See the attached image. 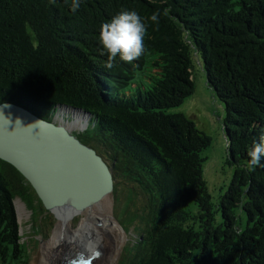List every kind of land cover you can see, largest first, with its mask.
Masks as SVG:
<instances>
[{
    "label": "trees",
    "instance_id": "trees-1",
    "mask_svg": "<svg viewBox=\"0 0 264 264\" xmlns=\"http://www.w3.org/2000/svg\"><path fill=\"white\" fill-rule=\"evenodd\" d=\"M71 5L0 0V104L14 101L51 121L59 104L95 115L78 137L107 161L114 195L129 193L127 218L140 222L139 241L120 264H264V157L249 168L247 155L264 132V0ZM122 10L140 14L153 39L138 59L118 55L107 68L99 30ZM157 11V22L148 19ZM193 51L225 104L227 163L236 167L218 207L203 177L211 139L173 111L194 91ZM18 196L46 224L36 189L0 158L1 264L27 262Z\"/></svg>",
    "mask_w": 264,
    "mask_h": 264
},
{
    "label": "rangeland",
    "instance_id": "rangeland-1",
    "mask_svg": "<svg viewBox=\"0 0 264 264\" xmlns=\"http://www.w3.org/2000/svg\"><path fill=\"white\" fill-rule=\"evenodd\" d=\"M151 34H154V32L150 31L148 33V30L146 31L144 37V43L146 45L148 41L153 39ZM191 71V77L194 80V91L190 96L185 98L184 102L179 107H175L173 111L185 113L195 122L199 130L204 132L208 138L211 139V144L203 150V156L205 157L203 164V177L207 183L209 192L212 195V201L215 206L218 207L222 200V196L225 194L229 183L232 180L236 168L234 165L230 166L227 163L228 146L224 125L226 110L224 103L217 96L215 90L208 85L207 74L195 51H193L192 54ZM72 115L73 118H76L74 113H72ZM87 128H73L72 131L78 135L79 133L84 132ZM142 198V194L136 198V201L138 202L137 204H139L138 209L140 210L145 209L141 202ZM130 200L129 193H126L125 191L120 192L117 196L112 192L92 207L95 214L109 216L110 223H113L115 227V230L111 233L112 240H115V248L109 264H120L124 258V252L128 248L134 247L139 241L140 236L135 228H139L140 222L134 217V213H131L133 222H131L126 215L127 211L130 213L129 210H126ZM14 202L17 205L20 220L23 223V230L26 233L31 232L30 226L32 224L30 218L32 211L27 209L19 196L17 198L15 197ZM83 211H85L84 215L79 214L72 220L71 229L73 231L82 225L84 219V222H87L88 224L92 223V219L88 218L90 213L89 209L87 208ZM239 214L242 215V213ZM37 220L39 221L37 223L41 227V218H38ZM44 222L46 224L43 223L42 226L44 229L41 234L34 232L30 237V234H26L28 235L25 238L26 240L37 238L34 242L30 240L28 243V246L31 249V244L33 242V248L28 253L29 260H32L29 264H39L42 259L41 252L44 251V243L53 238L59 219L56 213L54 214L50 212L49 218L47 220L44 219ZM90 230L92 229L82 233V240L88 238L89 234H91ZM77 236H79V233Z\"/></svg>",
    "mask_w": 264,
    "mask_h": 264
},
{
    "label": "water",
    "instance_id": "water-1",
    "mask_svg": "<svg viewBox=\"0 0 264 264\" xmlns=\"http://www.w3.org/2000/svg\"><path fill=\"white\" fill-rule=\"evenodd\" d=\"M80 109V108H79ZM4 119H9L22 127V134H30L40 149L51 156H40L28 159L14 154L7 148L0 137V158L13 164L33 185L45 207L56 212L74 210L81 212L98 204L105 196L114 191L113 172L104 159L92 146L81 141L65 124H57L34 113L21 104L11 101L0 104V126ZM54 154L71 156L74 162L79 161L84 170L92 174V180L85 189H78L85 196L82 200L75 194L62 193L52 186H67L66 177L73 176L79 170L70 164H62L68 159L57 160ZM69 174V175H68Z\"/></svg>",
    "mask_w": 264,
    "mask_h": 264
},
{
    "label": "bare ground",
    "instance_id": "bare-ground-1",
    "mask_svg": "<svg viewBox=\"0 0 264 264\" xmlns=\"http://www.w3.org/2000/svg\"><path fill=\"white\" fill-rule=\"evenodd\" d=\"M207 78L208 81H210L208 75ZM58 108L62 111L74 113V115L76 116V118H70L65 122L69 129L73 130V128L80 129L85 127L86 120L88 119H91L93 122L97 121L95 115L90 111L61 104L58 105ZM16 122H13L9 119H4V122L0 126V137L1 139H3L7 148H9L14 154H23L28 159L40 156H51L49 155L50 153L44 152L40 149L38 143H35L30 134H22L21 130L23 129L20 125L18 126ZM54 156L57 158V160L68 159V161L62 164H70L71 166L77 168L79 171L76 172L73 176H70L68 174L69 176L68 178L66 177L64 182V184L67 186L58 185L52 187L57 190L63 191L62 193L66 192L69 194H75L79 197L80 200L85 198V196L81 195L83 191L77 190L76 188H74V186H76L78 189L83 190L85 189V187H87L88 182L92 180V174L87 173L83 168V166L89 164H81L80 160L74 162L73 160L78 159H74L73 157L67 155L65 156L54 154ZM88 209L90 211L88 218L92 219V223L88 224L87 222H84V219L82 225L74 231L71 229L72 220L79 214L84 215L85 211H81L80 213L75 212L74 210H69L68 212H65L63 210L56 211L59 222L56 230L54 231L53 238L44 243V251L41 252L42 259L40 260L39 264H60V261H63L65 258L71 257L76 252L81 251V246L85 241L82 240L81 235L89 229H92L90 230L91 237L97 238L100 247V255L97 258L95 264H109L113 250L115 248V240L113 241L111 238V233L113 230H115V227L113 223H110L109 216L95 214L92 207ZM78 233L79 236H77Z\"/></svg>",
    "mask_w": 264,
    "mask_h": 264
},
{
    "label": "clouds",
    "instance_id": "clouds-1",
    "mask_svg": "<svg viewBox=\"0 0 264 264\" xmlns=\"http://www.w3.org/2000/svg\"><path fill=\"white\" fill-rule=\"evenodd\" d=\"M80 6V0H72V11L75 12ZM167 12V10H165ZM159 12H154L150 18L157 22ZM147 31L145 20L135 10H122L113 16L110 21L101 25L99 30V44L102 46L101 55L107 56L105 67L112 68L119 55L120 60L132 62L138 59L144 52V37ZM249 159L248 166L253 168L260 164L261 157H264V132L259 136L258 141L247 152ZM81 251L76 254L74 260L79 264V259L91 260L98 258L100 247L97 238L89 234L81 246Z\"/></svg>",
    "mask_w": 264,
    "mask_h": 264
}]
</instances>
